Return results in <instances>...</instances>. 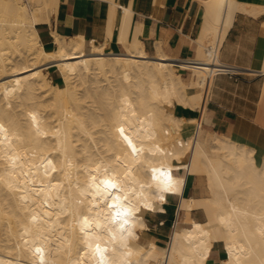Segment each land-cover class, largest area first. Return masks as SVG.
<instances>
[{"label": "bare ground", "instance_id": "bare-ground-1", "mask_svg": "<svg viewBox=\"0 0 264 264\" xmlns=\"http://www.w3.org/2000/svg\"><path fill=\"white\" fill-rule=\"evenodd\" d=\"M58 4L0 0V264H264V158L173 109L205 114L235 12H264V0L210 1L211 43L189 82L165 55L160 72L137 38H122L130 68L82 34L54 30L45 48L37 25ZM260 49L263 60L264 38ZM50 61L63 84L48 77ZM201 174L207 194L189 193ZM169 193L180 196L179 217L163 245L144 231ZM216 243L226 256L213 261Z\"/></svg>", "mask_w": 264, "mask_h": 264}, {"label": "crops", "instance_id": "crops-1", "mask_svg": "<svg viewBox=\"0 0 264 264\" xmlns=\"http://www.w3.org/2000/svg\"><path fill=\"white\" fill-rule=\"evenodd\" d=\"M210 1L59 0L57 13L52 15L50 21L38 23L37 28L47 49L56 46L54 30L65 36L82 34L87 40H95L103 44L106 50L120 54L126 68L131 67L133 57L123 44L122 38L126 36L129 42L137 38L143 41L147 54L160 72H163L161 55H165L182 79L189 82L197 63L202 60L206 40L209 41L208 38L204 40L203 32L210 18L208 14ZM128 12L129 15L125 18ZM262 38L264 12L253 14L237 10L219 46L222 69L214 77L206 101L205 114L203 115L200 108H190L178 103L173 106L176 114L197 117L202 114L203 125L206 127L254 146L258 160L264 158V124L258 120L264 92V68L256 71L254 69L260 66V61H264L260 49ZM46 65L45 69L52 66L57 69L55 61H50ZM180 68L189 71L188 78L178 70ZM229 70L232 74L226 73ZM51 77L52 82L62 84L61 73H51ZM188 192L197 196L207 194L206 176L195 175L188 186ZM179 197L169 193L167 202H164L165 211L147 213L148 226L144 233L159 244L168 243L175 213L178 210ZM194 215L200 218L197 211H194ZM225 256L226 249L222 244L216 243L211 250V259L218 261Z\"/></svg>", "mask_w": 264, "mask_h": 264}, {"label": "rangeland", "instance_id": "rangeland-1", "mask_svg": "<svg viewBox=\"0 0 264 264\" xmlns=\"http://www.w3.org/2000/svg\"><path fill=\"white\" fill-rule=\"evenodd\" d=\"M211 43V41H208V40H206V45H208V44H210ZM206 56V54L204 53V50H203V59H204V57ZM220 64H221V62H220ZM45 69V68H44ZM47 72H48V77L49 78H51L50 76H51V73H54V74H57L58 72L60 73V71L59 70H57L56 69V67L55 66H52V67H50V68H48V69H45ZM180 72H182L183 73V76L185 77V78H188L189 77V71L188 70H186V69H182V68H180V69H178ZM50 71V72H49ZM64 82H62V84H63ZM197 215L201 218V219H204L205 218V214H204V212H201V211H197ZM166 245V244H165Z\"/></svg>", "mask_w": 264, "mask_h": 264}, {"label": "built area", "instance_id": "built-area-1", "mask_svg": "<svg viewBox=\"0 0 264 264\" xmlns=\"http://www.w3.org/2000/svg\"><path fill=\"white\" fill-rule=\"evenodd\" d=\"M226 73H230V74H232L231 70L227 71ZM215 75H217V73H216ZM211 87H212V86H211ZM211 87H210L209 89H207V94H206V99H207V100H208V97H209L210 92H211ZM198 117H199V119H200V125H201V124L203 123V121H204V116H203L202 114H200ZM178 217H179V213H178V210H177L176 217H175V219H174V223H173V228L175 227V224H176V222H177Z\"/></svg>", "mask_w": 264, "mask_h": 264}]
</instances>
